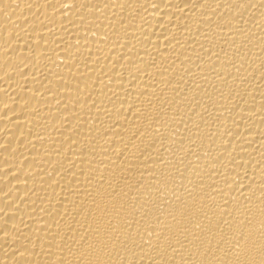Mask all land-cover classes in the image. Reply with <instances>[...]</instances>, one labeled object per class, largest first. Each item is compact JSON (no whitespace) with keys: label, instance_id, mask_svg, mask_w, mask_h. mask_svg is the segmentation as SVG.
Listing matches in <instances>:
<instances>
[{"label":"bare ground","instance_id":"6f19581e","mask_svg":"<svg viewBox=\"0 0 264 264\" xmlns=\"http://www.w3.org/2000/svg\"><path fill=\"white\" fill-rule=\"evenodd\" d=\"M0 264H264V0H0Z\"/></svg>","mask_w":264,"mask_h":264}]
</instances>
